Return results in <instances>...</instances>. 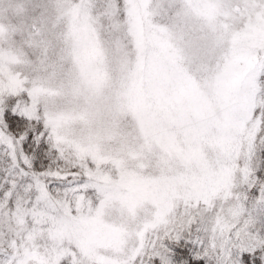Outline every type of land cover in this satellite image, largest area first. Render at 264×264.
I'll use <instances>...</instances> for the list:
<instances>
[{"label": "snow or ice", "instance_id": "obj_1", "mask_svg": "<svg viewBox=\"0 0 264 264\" xmlns=\"http://www.w3.org/2000/svg\"><path fill=\"white\" fill-rule=\"evenodd\" d=\"M0 264H264V0H0Z\"/></svg>", "mask_w": 264, "mask_h": 264}]
</instances>
